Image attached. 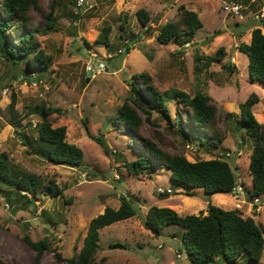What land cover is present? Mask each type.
I'll return each mask as SVG.
<instances>
[{"label":"rangeland","instance_id":"1","mask_svg":"<svg viewBox=\"0 0 264 264\" xmlns=\"http://www.w3.org/2000/svg\"><path fill=\"white\" fill-rule=\"evenodd\" d=\"M78 1H82L80 8ZM231 1L241 3L239 14L225 9ZM183 7L196 11L203 27L192 40L175 37L162 43L160 25L178 21ZM141 8L150 12L148 29L137 16ZM48 13L56 24L42 32ZM29 15L24 32H34L37 49L52 59L41 70L30 68L25 57L16 63L0 58V156L6 153L12 180L28 171L40 177L43 186L34 195L28 193L33 202L23 194L8 200L2 190L16 188L0 182V260L6 264H66L82 249L91 220L107 206L119 207L123 197L133 202L137 213L100 230L99 248L91 264H192L182 226L168 224L160 234L146 228L144 220L151 205H175L183 215L206 214L208 203L213 202L225 209L238 208L264 226V194L251 193L249 163L254 141L239 128L241 104L253 92L260 97L253 112L264 123V83L250 77L248 55L238 48L239 43L251 41L253 28L259 25L263 30L264 0H38ZM105 26L111 27L110 45L98 40ZM126 43L130 51L122 54ZM221 47L224 58L198 71L197 56L214 55ZM224 64L234 65L233 70ZM143 71L153 77L160 91L181 89L191 95L199 91L211 95L218 112L209 133L223 136L218 144L203 142L199 130L179 132L177 105L172 101L167 103L168 114L154 111L150 122L140 110L144 118L141 133L190 161L228 160L237 175L232 193L208 198L203 189L196 188L188 190L195 194H187L172 178V170L158 165L150 172H129L126 163L143 152L139 138L118 122L117 115L130 94V81ZM14 93L18 123L10 110ZM43 104L54 109L48 116L53 126H66L67 141L84 150L81 165L54 163L42 154L50 144L39 139L35 125L43 118L34 111ZM96 136L103 142L95 140ZM51 179L63 189L62 196L51 195ZM159 187L165 191L159 192ZM25 236L46 240L48 246L39 252ZM210 264L227 263L216 256ZM237 264H264V254L260 261L244 255Z\"/></svg>","mask_w":264,"mask_h":264},{"label":"trees","instance_id":"2","mask_svg":"<svg viewBox=\"0 0 264 264\" xmlns=\"http://www.w3.org/2000/svg\"><path fill=\"white\" fill-rule=\"evenodd\" d=\"M38 6V0H1L0 5V58L16 63L21 57L28 58L30 68L45 70L51 63V56L44 50L37 49L34 32L26 33L25 29L30 22L29 11ZM141 23L150 28V12L146 8L137 11ZM56 24L52 13L46 15V24L42 32H48ZM199 14L191 9L182 8L178 21H168L159 27L158 39L162 43H169L173 38H189L192 40L195 33L203 27ZM124 27V23L122 24ZM111 27L105 26L98 40L106 45L111 44ZM249 58V75L253 80L264 83V32L258 25L252 30L250 42H241L238 45ZM130 51V44H125L122 54ZM226 55L224 47L218 49L214 55H198V71L208 69L214 62L220 61ZM224 67L233 70L234 65L224 64ZM20 76V75H18ZM260 97L253 92L242 104L240 127L254 141L250 156L249 169L253 178L252 196L264 194V123L260 122L254 112V105ZM17 96L14 93L10 103L13 118L18 119L20 113L16 109ZM177 105L176 125L178 131L186 129L192 133L199 130L201 140L218 144L223 136L218 132L209 133V126L216 119L218 107L212 103V97L204 92L195 95L181 90L170 89L160 91L148 72H139L130 81V94L119 109L117 120L135 136L139 138L143 155L126 166L130 173L140 174L150 172L158 165L172 170V178L182 185L188 192L190 189L203 188L206 196L211 198L216 193H232L237 186V175L230 162L223 158L200 159L190 161L183 154H171L159 146L153 139L142 135L141 127L144 118L150 122L154 111L168 114V102ZM57 110H59L57 108ZM54 111L45 104L36 108V113L42 116L35 127L39 139L50 144V148L42 154L46 160L69 166H79L84 159V150L67 141L66 126H53L48 116ZM15 122H19L15 121ZM188 123V125H186ZM16 124V123H15ZM22 136L23 132L19 130ZM95 140L102 143L103 139L96 136ZM13 170L7 161V155L0 156V182L14 186L16 191L2 190L8 200L23 194L33 202L28 193L36 194L43 186L40 177L25 171L17 180H12ZM52 196H62L63 189L56 180L51 179L49 184ZM25 192V193H22ZM187 194H195L188 192ZM137 213L133 202L123 197L119 207L107 206L104 212L95 216L89 225L84 245L80 252L66 260V264H91L99 248L100 230L114 222L124 220ZM168 224H177L184 228L182 240L192 264H210L216 256H221L227 264H237L238 260L248 255L251 260L260 261L264 254V226L252 216H244L238 209H225L212 202L208 203L207 213L180 214L177 210L167 206L151 205L144 220L146 228L160 234ZM27 243L42 252L48 246L46 240L33 241L25 236ZM121 244V243H117ZM0 264H6L0 260Z\"/></svg>","mask_w":264,"mask_h":264},{"label":"built area","instance_id":"3","mask_svg":"<svg viewBox=\"0 0 264 264\" xmlns=\"http://www.w3.org/2000/svg\"><path fill=\"white\" fill-rule=\"evenodd\" d=\"M81 5H82V1H78V8H80ZM225 9H226L228 12H232V13H234V14H239L240 11H241V9H242V5H241V3L237 2V1H231V2H229V3H226V5H225ZM158 191H159V192H164L165 189L162 188V187H159V188H158ZM166 192H167V193H168V192H171V189L166 190ZM179 256H181V255H179Z\"/></svg>","mask_w":264,"mask_h":264},{"label":"crops","instance_id":"4","mask_svg":"<svg viewBox=\"0 0 264 264\" xmlns=\"http://www.w3.org/2000/svg\"><path fill=\"white\" fill-rule=\"evenodd\" d=\"M263 32H264V28H263ZM203 189V188H201ZM226 194H220L221 197L225 196ZM214 196V195H213ZM213 203V202H212ZM170 207L176 209L178 212H180V210L175 206V205H170Z\"/></svg>","mask_w":264,"mask_h":264},{"label":"water","instance_id":"5","mask_svg":"<svg viewBox=\"0 0 264 264\" xmlns=\"http://www.w3.org/2000/svg\"><path fill=\"white\" fill-rule=\"evenodd\" d=\"M13 213H14V211H13Z\"/></svg>","mask_w":264,"mask_h":264}]
</instances>
